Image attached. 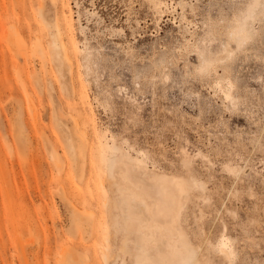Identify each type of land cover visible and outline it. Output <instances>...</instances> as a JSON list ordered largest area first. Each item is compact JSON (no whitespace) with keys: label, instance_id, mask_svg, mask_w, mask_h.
Here are the masks:
<instances>
[{"label":"rangeland","instance_id":"obj_1","mask_svg":"<svg viewBox=\"0 0 264 264\" xmlns=\"http://www.w3.org/2000/svg\"><path fill=\"white\" fill-rule=\"evenodd\" d=\"M40 1L0 0V264H137L159 177L149 264H264V0Z\"/></svg>","mask_w":264,"mask_h":264},{"label":"bare ground","instance_id":"obj_2","mask_svg":"<svg viewBox=\"0 0 264 264\" xmlns=\"http://www.w3.org/2000/svg\"><path fill=\"white\" fill-rule=\"evenodd\" d=\"M54 1L55 0H51V3H53ZM43 5H44V0H41L39 2L38 8L42 9ZM57 41H59V40L56 38L53 39L52 42L50 43V45H51L52 50L55 52V54L57 56V61L59 62L60 68L62 67L63 62H64V64L66 63V65L68 67H71L72 62H73V49H72L71 44L60 41L61 44L58 47ZM59 49L63 50V53H64V61L63 62L60 60V57H59V55H60ZM76 123H78V122H76ZM122 178L125 181L128 180L126 175H122ZM156 182L159 185V189L157 192H158V194H160L161 200L159 203L154 204V205H152V202L149 203L152 199H149V196L146 193V191L144 190V192H143L139 188V186L136 185V183H135V191H130L128 193L126 191V188L121 190V193L125 195L127 200H135L136 204L143 203V205H144L143 211L152 220V222L154 224V225H151V227H150V225L148 227L142 226L140 224L141 219L138 216V214L135 212V220H137V224L135 226V233L141 234L139 241L143 245V249H142L143 252L141 254H139L141 256L138 258L137 264H149V260L147 259L148 256H147V253L145 251L149 249V246H151V244H150V242L152 241L151 237H153L154 233L166 235L167 244L171 249V246L169 245V241L173 237V236H171V234H173V231H174V228L171 225L176 223V220L179 217L180 210L182 208L181 195L186 192V186L184 185V183L182 181L169 180L166 177H159L156 179ZM148 200H150V201H148ZM158 217L163 218L165 221L164 225L161 227H158L159 223L156 222V219ZM145 221H148V220H145ZM179 236H180V234H179ZM172 240H174V239H172ZM175 240L180 241L179 238L175 239ZM169 247H167V248H169ZM181 248H182V246H181ZM175 251L177 252V250H175ZM172 252H173V250H172ZM169 253L170 252H168V254ZM159 254H158V256H159ZM173 254H175V253H173ZM169 255H171V254H169ZM162 256L160 255V257H162ZM175 256H177V255H175ZM104 257H105V255H104ZM152 264H168V263L166 261L165 256H163V258L160 260V262H155Z\"/></svg>","mask_w":264,"mask_h":264}]
</instances>
